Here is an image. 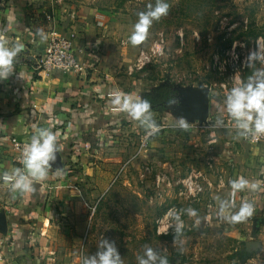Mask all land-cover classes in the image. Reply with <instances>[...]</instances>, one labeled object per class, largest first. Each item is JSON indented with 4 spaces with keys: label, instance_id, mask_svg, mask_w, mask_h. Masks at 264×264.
Segmentation results:
<instances>
[{
    "label": "rangeland",
    "instance_id": "374dc122",
    "mask_svg": "<svg viewBox=\"0 0 264 264\" xmlns=\"http://www.w3.org/2000/svg\"><path fill=\"white\" fill-rule=\"evenodd\" d=\"M166 2L168 14L152 24L138 45L129 41L137 14L156 0L53 2L62 15H70V21L83 22L82 12H90L91 28L105 45L92 42L89 48L105 58L111 80H118L125 91L136 84L137 96L143 99L146 93L154 95L159 85L173 83L179 92L177 104L151 107L160 126L154 136L139 123L132 128L129 118L112 117L87 136L82 148L88 153L76 170L83 175L82 166L86 167L90 184L76 193L82 201L86 195L88 206L85 218L75 222L79 227L73 247L69 246L70 262L83 264L85 257L97 252L100 241L108 239L115 242L123 264H138L137 256L147 247L166 256L169 264H264V211L254 208L251 217L235 224L222 218L219 200H230V179L219 181L222 174L205 169L207 160L198 156L207 137L216 132L193 127L223 118L213 115L210 101L226 98L242 79L246 82L256 70H264L260 61L247 66L249 53L258 50L257 42L264 49V0ZM28 12L37 27L49 23L54 28L53 20L62 18L57 11ZM96 20L102 26H96ZM180 118L189 124L188 130L172 127ZM192 172H201L211 182L208 186L203 181L198 195L187 194L182 184ZM188 207L197 210V217L184 213V229L175 236L165 213ZM165 234L171 238L164 239Z\"/></svg>",
    "mask_w": 264,
    "mask_h": 264
},
{
    "label": "crops",
    "instance_id": "0c3cea01",
    "mask_svg": "<svg viewBox=\"0 0 264 264\" xmlns=\"http://www.w3.org/2000/svg\"><path fill=\"white\" fill-rule=\"evenodd\" d=\"M54 1L0 0V41H6L7 47L16 42L24 46L14 60L12 73L6 80H0V172L22 167L20 151L13 142L29 141L36 128L50 129L63 145L47 179L35 185V192L16 194L13 199L8 186L0 181L2 264H75L69 258L78 233L75 222L85 218L88 206L86 195L82 201L76 191L90 184L85 176L88 169L82 166L86 169L83 175H78L76 170L88 153L82 144L97 124L106 125L111 117L115 121L131 119L132 128L139 123L111 103L117 93L141 99L137 96L139 88L131 84L125 91L118 80L113 82L105 67V58L89 48L92 42L105 45L91 28L90 12H82L86 17L83 22L70 21V15H62ZM28 9H37L41 14L57 11L58 16L62 15L53 23L61 34L71 36L77 57L84 66L81 73L54 70L48 75L39 74L37 58L46 41L41 42L37 31L32 30L47 28L43 30L47 35L50 24L34 26ZM96 26L102 25L96 22ZM225 99L210 101V107L215 108L214 116H229ZM215 132L198 150V156L208 161L204 168L222 174L219 181L223 183L237 176L257 183L256 190L237 192V204L246 200L255 210L264 211V141L252 143L238 137L236 128Z\"/></svg>",
    "mask_w": 264,
    "mask_h": 264
},
{
    "label": "clouds",
    "instance_id": "9594fccd",
    "mask_svg": "<svg viewBox=\"0 0 264 264\" xmlns=\"http://www.w3.org/2000/svg\"><path fill=\"white\" fill-rule=\"evenodd\" d=\"M170 5L166 0H156L155 5H148L146 11L137 14L138 19L134 24V30L129 37L132 45L140 44L147 36L149 28L155 21L168 14ZM37 34L41 42L47 40V35L42 29H37ZM6 41H0V80H6L13 70V63L17 55L23 51L24 46L16 42L12 47H7ZM258 50L250 52L247 57V66L253 67L255 62H264V49L257 42ZM111 103L122 112H125L133 120L146 130L148 136H154L160 131V126L155 122L151 114V104L144 99L134 100L126 94H115ZM176 101L169 100V104ZM225 105L229 116L234 121L237 136L255 140L260 134H264V70H256L249 76L246 82L233 87L227 94ZM221 121H217V124ZM172 127L181 130H188L189 124L185 119H178ZM63 145L58 142L57 135L48 128H36L29 142L22 152L20 164L22 167H15L11 171L0 172V181L8 186V190L13 194H26L35 192V185L44 181L48 177L49 170L57 160V154L61 152ZM231 195L238 191L251 188L258 189L259 185L250 182L243 176L235 180H229ZM233 201L219 200V214L230 223L243 222L253 215L254 206L251 202L241 201L238 210ZM186 213L189 217H197V210L191 207L176 210L169 209L165 213V219L170 218L168 228L174 224V234L179 236L184 229L182 215ZM199 221L196 220L197 224ZM165 229L161 233H165ZM138 264H169L166 256H161L151 247L145 248L142 255L137 256ZM83 264H123L122 257L115 245V242L103 239L98 245V250L94 255L85 257Z\"/></svg>",
    "mask_w": 264,
    "mask_h": 264
},
{
    "label": "built area",
    "instance_id": "2783aa9c",
    "mask_svg": "<svg viewBox=\"0 0 264 264\" xmlns=\"http://www.w3.org/2000/svg\"><path fill=\"white\" fill-rule=\"evenodd\" d=\"M49 19L48 15L46 16ZM98 25H102L100 20H97ZM47 40L42 48L41 53L37 58L36 70L39 74L48 75L54 70H60L65 73H81L84 69L83 64L79 61L75 49L73 47V43L71 40V36H66L61 34L55 27L49 28L47 31ZM221 123L217 124V120L215 121H206L205 123L194 125L196 129H207L212 133H215V130H232L235 129L234 121L230 116H226L222 120ZM245 139V138H244ZM249 142L255 143L258 141H264V134H260L259 137L255 140L249 137L245 139ZM26 142H18L14 141L13 146L20 151L19 160L22 157L23 149L25 148ZM193 175H189L186 179L183 180L182 184L184 190L187 194H195L198 195L203 192L202 184L206 182L208 186H211V182L206 179L201 172L197 174L191 173ZM239 176H237L238 178ZM236 178V179H237ZM204 181V182H203ZM205 184V183H204ZM230 201L234 203L237 202V197L231 195L230 193ZM211 208L210 203L207 205ZM209 210V209H208ZM1 259V256H0ZM2 264V263H0ZM7 264V263H4Z\"/></svg>",
    "mask_w": 264,
    "mask_h": 264
},
{
    "label": "trees",
    "instance_id": "16d2710c",
    "mask_svg": "<svg viewBox=\"0 0 264 264\" xmlns=\"http://www.w3.org/2000/svg\"><path fill=\"white\" fill-rule=\"evenodd\" d=\"M242 82L244 80L242 79ZM144 100L150 102L151 107H160L164 103H169V100H175L177 104L179 100V92L177 87L173 83L161 84L156 88L155 94L150 95L146 93L143 96ZM164 239H170L171 236L169 234H165L162 236ZM172 261V258H170Z\"/></svg>",
    "mask_w": 264,
    "mask_h": 264
}]
</instances>
